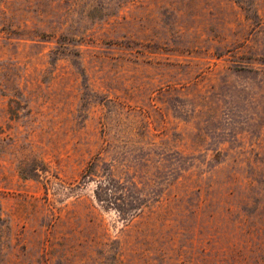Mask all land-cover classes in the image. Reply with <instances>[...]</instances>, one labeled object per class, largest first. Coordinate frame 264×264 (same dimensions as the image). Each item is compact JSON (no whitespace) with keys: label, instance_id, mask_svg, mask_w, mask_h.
Returning <instances> with one entry per match:
<instances>
[{"label":"rangeland","instance_id":"rangeland-1","mask_svg":"<svg viewBox=\"0 0 264 264\" xmlns=\"http://www.w3.org/2000/svg\"><path fill=\"white\" fill-rule=\"evenodd\" d=\"M0 264H264V0H0Z\"/></svg>","mask_w":264,"mask_h":264}]
</instances>
